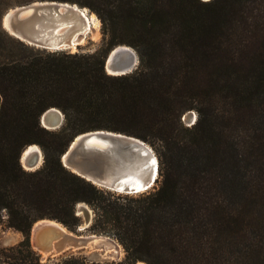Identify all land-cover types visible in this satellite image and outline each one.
<instances>
[{
	"label": "trees",
	"instance_id": "obj_1",
	"mask_svg": "<svg viewBox=\"0 0 264 264\" xmlns=\"http://www.w3.org/2000/svg\"><path fill=\"white\" fill-rule=\"evenodd\" d=\"M32 1L0 0V12ZM48 1L93 12L105 45L49 51L0 26V213L22 235L0 248V264H264V0ZM121 44L137 68L108 74L104 59ZM51 107L63 114L56 130L39 123ZM93 130L153 147L157 187L116 195L63 167L70 140ZM30 144L44 160L26 171L18 158ZM79 202L93 212L87 229L121 245L120 260L42 259L31 248L37 219L75 231Z\"/></svg>",
	"mask_w": 264,
	"mask_h": 264
},
{
	"label": "water",
	"instance_id": "obj_2",
	"mask_svg": "<svg viewBox=\"0 0 264 264\" xmlns=\"http://www.w3.org/2000/svg\"><path fill=\"white\" fill-rule=\"evenodd\" d=\"M89 16L90 11L86 7L75 3L40 0L9 8L1 16L0 26L7 34L26 44L49 51H63L71 49V46H75L76 49L79 46L77 41L85 37L83 30L76 33L71 40L67 37V33L62 34L63 31L73 29L75 25L72 20L78 21L83 27L89 25L91 23ZM137 65L138 56L135 50H127V45L113 47L107 53L103 64L106 73L111 75L130 73L137 68ZM190 122L193 123V120ZM39 123L48 130L58 129L63 123V114L59 109L51 107L40 115ZM112 151L118 153L129 151L148 159L155 174L152 177L151 171L143 188L148 189L155 182L158 159L152 148L143 140L121 132L93 130L79 133L70 140L60 155V162L63 167L86 181L118 192L116 186L120 183L119 180L107 176ZM23 153L24 149L18 158L21 165ZM34 158L35 155L30 153L24 155L25 161H34ZM123 190L130 192V189L123 188ZM75 213L82 214L78 204L75 206ZM90 220L91 216L85 217L83 223L77 225L75 231H71L56 220L37 219L29 228V244L42 259L76 252H84L93 260L114 259L112 254L105 252V243L109 242L107 237L79 233L88 227Z\"/></svg>",
	"mask_w": 264,
	"mask_h": 264
},
{
	"label": "bare ground",
	"instance_id": "obj_3",
	"mask_svg": "<svg viewBox=\"0 0 264 264\" xmlns=\"http://www.w3.org/2000/svg\"><path fill=\"white\" fill-rule=\"evenodd\" d=\"M90 22L89 25L82 26L81 23L78 21L72 20L73 24L75 25L73 29L71 30H65L62 34L67 33V37L71 40L74 39L76 33L79 31H85L86 34L89 30H96L98 27V19L95 17L94 14L90 13ZM83 38L79 39L77 41L79 44L82 42ZM75 48V46H71V49ZM127 50L132 51V49L127 46ZM185 118V116L183 117ZM189 121L191 120V115L188 113ZM92 141V139H91ZM92 145V144H91ZM32 154L35 155L34 161H25L24 155L26 154ZM42 154L39 149V147L36 144H30L24 148V153L21 158L22 165L27 170H35L40 162H41ZM110 166L107 169V176L109 178H117L120 183L117 184L116 188L118 189V192L120 193H130L135 194L142 191H145L144 185H146V180L148 175L152 171V177L155 174L154 168H152V165L150 164V161L148 159L142 158L140 154L132 153V152H123L118 153L116 151H112L110 153ZM152 168V170H151ZM123 188L130 189V192H126L123 190ZM78 206H80V209L82 210V213L90 214V210L83 202H79ZM88 216V215H87ZM117 246H119L118 243L115 242H106L105 248L106 249H112L113 252L116 251ZM137 264H143L141 262H138Z\"/></svg>",
	"mask_w": 264,
	"mask_h": 264
},
{
	"label": "rangeland",
	"instance_id": "obj_4",
	"mask_svg": "<svg viewBox=\"0 0 264 264\" xmlns=\"http://www.w3.org/2000/svg\"><path fill=\"white\" fill-rule=\"evenodd\" d=\"M3 4H10L12 3L13 1L15 0H1ZM16 6V5H14ZM4 7V5H3ZM13 6H9L3 10H1L0 12V18L1 16L3 15V13L5 11H7L9 8H11ZM92 14H94L93 12H90ZM95 15V14H94ZM95 17L98 19V17L95 15ZM103 34L101 32V23H100V20L98 19V27L96 30H89L87 32V34H85V37L83 38L82 42L79 44V46H77V48H72V49H67V50H64V51H68V52H79V53H91V52H94L95 50L97 49H100L101 47H104L105 44H103ZM121 45H126V44H121ZM128 46V45H127ZM131 47V46H129ZM132 48V47H131ZM133 49V48H132ZM134 50V49H133ZM188 113H190L191 115V120H193V122L195 121L196 117H197V114L194 110H190V111H187L185 112L182 117H181V121L183 123L184 126H190L192 123L189 121V118H188ZM185 116V118H183ZM56 130V129H55ZM148 144V143H147ZM37 145V144H36ZM149 145V144H148ZM39 147V145H37ZM150 146V145H149ZM151 147V146H150ZM152 150L154 151L155 153V150L153 149V147H151ZM40 151H41V154H42V160H41V164L39 165V167L42 165L43 163V160H44V155H43V151L42 149L39 147ZM156 155V153H155ZM157 157V155H156ZM21 167L26 170V171H32V170H27L25 169L22 165ZM38 167V168H39ZM157 178H158V173H157V177H156V180L155 182L148 188L146 189L145 191H142V192H139V193H135V194H126V193H118V192H114V191H111V190H108V189H105V188H102V187H99V186H96L97 188L99 189H102V190H105V191H109L110 193H113V194H119V195H126V196H132V197H136L138 195H141V194H145L149 191H152L154 188L157 187L158 183H157ZM91 183V182H90ZM94 185V184H93ZM88 209L90 210V214H88L87 212H85L86 214L82 213L80 214V224L83 223L85 217H90L91 216V220H90V223L89 225L91 224L92 222V217H93V212H92V209L87 205L85 204ZM76 206V205H75ZM88 215V216H87ZM0 219H1V222H0V248L1 247H8V246H11V245H14L16 244L19 240H21L22 238V235L20 232L12 229V228H9V227H6L4 225V221L6 220V213L3 211L0 213ZM88 225V226H89ZM80 234H94V235H97V236H103V237H107L109 239V241H113L115 243H118L116 241L115 238H113V236H111L109 233H106V232H101V231H89L87 228L82 231V232H79ZM119 244V243H118ZM34 250V249H33ZM37 252V251H36ZM105 252H108L110 254H112L114 256V259H110V258H106V259H100V260H94V261H110V260H120L123 255H124V251L121 247V245L119 244V246H117V249L115 252H113L112 249H106ZM38 253V252H37ZM39 254V253H38ZM68 254H78V255H83L85 256L87 259H89L87 256H86V253L84 252H76V253H67V254H64V255H68ZM40 255V254H39ZM41 257V255H40ZM47 257H50L52 258V256H47ZM46 258V257H45ZM56 258V257H54ZM89 260H93V259H89ZM142 262V261H140ZM137 263V262H136ZM135 263V264H136ZM145 263V262H143ZM146 264V263H145Z\"/></svg>",
	"mask_w": 264,
	"mask_h": 264
}]
</instances>
